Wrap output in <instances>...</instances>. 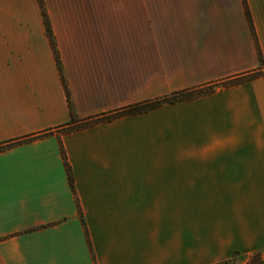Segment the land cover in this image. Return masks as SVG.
Here are the masks:
<instances>
[{"label": "crops", "instance_id": "obj_1", "mask_svg": "<svg viewBox=\"0 0 264 264\" xmlns=\"http://www.w3.org/2000/svg\"><path fill=\"white\" fill-rule=\"evenodd\" d=\"M43 1L78 118L260 74L63 132L37 0H0V144L49 132L0 151V264L264 263V0Z\"/></svg>", "mask_w": 264, "mask_h": 264}, {"label": "trees", "instance_id": "obj_2", "mask_svg": "<svg viewBox=\"0 0 264 264\" xmlns=\"http://www.w3.org/2000/svg\"><path fill=\"white\" fill-rule=\"evenodd\" d=\"M37 3L39 6V9H40L44 29H45L46 35L48 37L52 53H53L55 65H56V68L58 70L61 83L63 85V89H64L65 96L67 99V104H68V107L70 109V121L67 124H65V126L62 127L61 130L63 132H69V131L83 129V128H86L88 126L94 125L96 123L111 121L113 119H116V118L122 117V116H126V115L145 113V112L153 110V109H155L161 105H164V104H172V103L192 100V99L204 96V95H208V94L214 92L218 87L239 84V83H242V82H244V81H246V80H248V79H250V78H252L258 74V71H254V72L246 73V74H243L240 76L227 78V79H224L221 81L202 84V85L197 86V87H191V88L176 90V91H173L169 94L159 96L157 98L136 102L134 104H130L128 106H125V107H122V108H119V109H116V110H113L110 112H106V113H103L100 115H96V116H92V117H88V118H78L75 116V114L72 111V104H71V101L69 98V92H68V89H67V86L65 83V79L63 76L60 57L58 54V50L56 47L55 39H54L53 32H52V29L50 26V22H49V18H48L47 12H46L44 1L43 0H37ZM244 7H245V14H246L247 20H248L249 25L252 29L253 35L255 36L254 31H253V27H252V23H251V18L249 15V11H248L245 3H244ZM258 56H259L260 65H263V60L261 58L259 50H258ZM46 134H49V132H43V133H39L36 135L25 136V137L20 138V139L11 140V141L2 143V144H0V151L3 149H7L9 147H12L14 145L29 141V140L34 139L36 137L46 135ZM59 145H60L59 147H60L61 156L63 158V162H64L65 169L67 172V178H68L70 187L73 190V188H74L73 187V177H72L68 162L66 160L63 147L60 143V139H59ZM78 211L80 213L79 207H78ZM81 222L84 224V220H83L82 215H81ZM84 232H85V236H86L88 245L90 247V242H89L87 230L85 227H84ZM238 256H242V255L239 252H234L230 258L223 260V261H220V262L213 263V264H228V262L230 260H232V259L235 260V258ZM246 264H264V263H263V260L260 256V254L255 252V253L250 254L247 257Z\"/></svg>", "mask_w": 264, "mask_h": 264}, {"label": "rangeland", "instance_id": "obj_3", "mask_svg": "<svg viewBox=\"0 0 264 264\" xmlns=\"http://www.w3.org/2000/svg\"><path fill=\"white\" fill-rule=\"evenodd\" d=\"M260 74V72L258 71V74L257 75H259ZM256 75V76H257ZM256 76H254V77H256ZM253 78V77H252ZM247 257L248 256H245V255H242V256H238V257H236L235 258V260H230L229 262H228V264H246V260H247Z\"/></svg>", "mask_w": 264, "mask_h": 264}]
</instances>
